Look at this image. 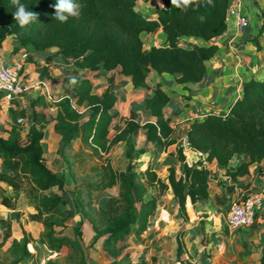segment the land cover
<instances>
[{
	"label": "trees",
	"instance_id": "obj_1",
	"mask_svg": "<svg viewBox=\"0 0 264 264\" xmlns=\"http://www.w3.org/2000/svg\"><path fill=\"white\" fill-rule=\"evenodd\" d=\"M20 2L26 10L38 13L37 21L21 28L13 17L17 6L11 0H0V46L14 36L19 45L13 49L14 53L26 47L36 53L56 48L65 64L93 73L115 71L138 89L148 86L152 71L174 76L180 85L202 82L208 75L206 63L218 50L211 42L227 31V12L232 0H192L189 5L179 7L171 0H160L152 18L144 17L137 10L138 0H80L84 6L81 16L69 18L66 23L53 19L55 0ZM158 30L165 34L166 43L147 50L143 34ZM189 38L194 39L192 46L184 45V40ZM48 70L45 68L42 77L52 78ZM73 79L75 84L71 83ZM69 84L73 95L57 103V112L51 121L35 109V102L32 103L33 123L27 127L25 141L16 123L26 117V111L9 109L13 124L7 138L0 136V183L11 187L16 195L12 199L3 197L1 204L11 210L21 209L19 193L25 191L23 199L35 203V213L28 215L29 220L43 225L39 244L45 247L46 254H58L70 248L77 255H83L84 260L81 226L86 217L91 218V213L83 212L85 206L80 199L82 221L75 226L74 237L65 234L64 222L55 221L56 218L62 221L72 218L75 212L65 209L69 205L65 196V174L54 173L45 162L46 125L52 123L60 137V154L72 149L78 140L80 150L89 147L96 155L110 154L115 145L125 143L127 160L146 153L145 149H136L135 132L143 129L146 141L157 145L162 152L177 143V130L165 116L171 96L160 83L156 84L154 94L141 102L143 112L149 113L155 121L141 124L137 113L131 111L125 127L113 137H110L112 125L120 115L113 79L101 95L94 93L87 76L69 77ZM14 104L17 106V101ZM83 107L87 108L86 116H83ZM186 141L191 153L206 155V161H216L220 169H227L235 156H247L249 163L241 164L234 172L227 171L233 178L243 176L250 163L264 160V79L246 81L241 96L227 112H208L202 119L194 120ZM177 152L180 161H186L183 148ZM103 168L105 174L94 182L81 184L79 189L92 198L95 193L118 188V197L111 200L107 208L100 206L95 213L99 218L91 219L96 233L94 242L104 238V249L115 259L113 264L130 263L129 255L118 259V244L128 235L141 236L146 232L166 192L174 193L180 210L187 216L188 205L204 204L210 198V176L202 160L192 165L183 163L180 176L176 168L171 167L165 180L150 166L138 172L130 171L127 165L116 167L108 161ZM54 188L61 194L42 195ZM5 193L6 189L0 187V194ZM98 223L105 225L104 231ZM0 225L3 226L1 247L12 237V225L6 217L0 218ZM57 227L62 229L57 230ZM29 243L27 238L21 244L14 242V249L20 247L22 255L11 264L34 260L36 255L31 253Z\"/></svg>",
	"mask_w": 264,
	"mask_h": 264
},
{
	"label": "crops",
	"instance_id": "obj_2",
	"mask_svg": "<svg viewBox=\"0 0 264 264\" xmlns=\"http://www.w3.org/2000/svg\"><path fill=\"white\" fill-rule=\"evenodd\" d=\"M243 2L244 13L249 17L250 25L244 32L238 33L233 20H228L225 34L211 42L218 47V50L214 57L207 61L208 75L202 82L187 86L180 85L174 76L159 75L152 71L149 75L148 86L134 89L127 77H119L116 73L117 78H125L126 87H130L128 89L123 86L117 89L114 87L118 96L116 105L118 111L121 112L119 105L122 101L124 104L128 103L129 118L131 111H135L141 124L154 122L155 119L149 113L143 112L141 102L146 97L153 95L156 84L160 83L161 88L171 96L170 103L164 110L165 116L170 125L176 128L178 135L182 138L181 141L183 140L181 142L177 138L175 145L160 152L154 144L146 141L144 130L140 129L143 131V145L137 146V149H145L146 153L133 160L131 170L143 171L150 166L161 179L165 180L169 175V169L175 167L178 176H180L183 163L192 165L197 162L190 158V154L186 161L182 162L177 152L181 147L185 153L189 150L186 134L194 120L202 119L208 112H227L230 105L241 96L246 81L252 78L264 79V0H243ZM186 40L194 41L193 38ZM15 47H19V45L16 38L11 36L0 46V56L5 58L9 55V59L6 60L8 64H12L23 60V55H28L23 69L26 70L25 74L29 75L26 83H30L29 87L33 88L19 97L17 106L11 107L18 111H26V117L23 120L24 125L28 127L33 123V101L38 94L45 95L44 87L36 88L39 83L43 82L46 85L56 102L49 108L54 118L57 112V103L63 98L73 95L69 77H89L91 71L65 64L61 56L57 55L59 50L56 48L36 53L26 47L20 48L17 53H14ZM45 68L49 69L52 78L42 77ZM112 72L103 74L110 76ZM89 79L94 86L96 95H101L109 86L108 82L103 79L100 81L96 78L89 77ZM135 96L140 97L138 100L136 99V102L134 101ZM0 102L7 108L3 101ZM35 109L39 112L36 106ZM5 128L7 131L2 137L7 138L10 129H8V125ZM59 140L60 137L55 133L53 124H47L43 140L45 162L54 173L65 174V177L71 178L70 189L73 192L74 175L64 170V161L59 153ZM73 145L74 148H80L81 142L75 141ZM191 154L200 155L203 167L209 176L211 175L209 200L204 204L188 205L187 216L180 210L174 193L166 192L159 202L155 216L149 221L146 232L141 236L128 235L125 237V240L128 239L129 244L138 250L132 255L133 263L264 264V160L250 163L243 176L233 178L227 174V171L234 172L241 164L249 163L247 156H235L227 169H220L216 161H206V155L197 152ZM1 168L2 160L0 159V170ZM4 184L0 183L3 189L11 188ZM257 191L262 193L263 199L256 224L249 229H228L226 224L220 220L225 210L224 207L229 203L231 206L234 202L243 199L249 192ZM52 192L61 194L57 188H54L43 192L42 195L50 196ZM7 194L12 195L13 192L7 190L6 196ZM111 200L113 199L108 196L106 191L98 193L94 197L96 207L105 206L107 208ZM71 207L76 209V205ZM21 209L11 210L0 204V212L6 210L23 216L25 211ZM30 213H35V206L24 215L26 220ZM72 221L76 226L81 223L82 219L79 217ZM29 223L39 224L37 222ZM81 231L90 264H110L112 260L104 249V238L94 242L96 233L92 223L84 220ZM66 235L74 237L71 233ZM37 238L34 236V239ZM30 251L36 255L30 264H43L47 255L38 241ZM47 260V264H52L50 263L51 259Z\"/></svg>",
	"mask_w": 264,
	"mask_h": 264
},
{
	"label": "rangeland",
	"instance_id": "obj_3",
	"mask_svg": "<svg viewBox=\"0 0 264 264\" xmlns=\"http://www.w3.org/2000/svg\"><path fill=\"white\" fill-rule=\"evenodd\" d=\"M159 4H160V0H148V1L147 0H138L137 10L144 17L152 18V17H155L153 14V11ZM143 39L145 42V48L147 50H149L151 47L162 46L166 43V36L161 30H158L157 32L152 33V34L144 33ZM184 45L192 46V43L190 41L184 40ZM57 55H59V52L57 53ZM5 59L8 60L9 55L6 56ZM25 73H26V70H24V69L20 73V76L22 78V83L25 85L31 86L30 83H26V79L28 78L29 75L25 74ZM89 77L91 79L96 78L98 81L103 79V80L107 81L108 84L110 83V79H113V86L116 89L120 86L125 87V89L130 88V87H126V83H125L126 79L125 78H122V79L117 78L116 72H112V74L110 76H107L103 73L90 72ZM40 87L41 86H37L36 88L39 89ZM32 88L33 87H31L29 90H31ZM26 92H28V91H26ZM139 98H140L139 96H135L134 101L136 102ZM33 102H35V106L39 109V112H42L46 115L47 121H51V119L53 118V115L51 114L49 108L52 107L53 105H55L56 102L50 101L44 94H38ZM119 106H120L119 108H120L121 112H119L120 113L119 117L114 121V123L112 125L110 137H113L122 128H124L126 121L129 119L128 103L124 104L121 101ZM82 112H83V116H86L88 114L87 108L83 107ZM141 121H142V119H141ZM12 124H13V120H12L11 116L9 115V108L8 107L5 108L3 104H0V136L5 135V132L7 131V130H5L6 125H8L9 126L8 129L11 130ZM16 125L18 126L19 132L22 135V140L25 141L26 134H27V126L24 125V123L18 124V122L16 123ZM10 130H8V131L10 132ZM142 137H143V131L142 130L135 132L134 139H135V143H136V149H137V146L141 147L143 145ZM177 138H179L180 141L182 139L178 135V133H177ZM155 148L157 150H159L158 149L159 147L157 145H155ZM186 154H187V157L190 154V158L194 159L195 161L201 160V157L199 154L193 155V154H191V152L189 150L187 151ZM60 156L64 161V165H65L64 170L70 172L71 175H74V183L72 184V187H74L73 192L70 189L71 178L70 177L65 178L66 179V186H67V193L65 194V196L67 197V200L69 201V205L65 206V209L74 210V212H75L74 217L75 218L72 217V218H69L65 221H62L61 219L56 218L55 221H57L58 223L64 222L65 228L63 230H64L65 234L71 233L72 236H74L75 235V233H74L75 226H74V222L72 221V219L75 220L79 217H80V219L82 218V216L79 214V209L81 208L79 206V203L81 202V200L85 206L83 209V212L89 211L91 213V218L86 217L85 220L89 221L91 223V219L96 220L97 218H99V216H97L95 213L99 209L100 206L96 207L95 201H94V197L96 195H98V193H95L92 198L89 197L87 194H82V192L79 189L81 187V184H83L85 182H94L99 177H101L103 174H105L106 170H104L103 167H104V165H106V163L108 161L113 162V164L116 167H118V166L119 167H121V166L125 167V165H127L128 169L130 171H133L130 169V167L132 166V162L134 159L133 160H127L125 158V143H119V144L115 145L113 147L111 153L107 154V155H104V154L96 155L92 152V150L89 147H83V149L80 150V148H78V147L74 148V145H73L72 149H67ZM4 185H6V184H4ZM7 190H8V192L9 191L13 192L12 188H9ZM7 190H6V192H7ZM78 192H81L79 194V196L77 195ZM25 193H26L25 191H21L19 193L20 200L18 201L20 204V207L22 208L21 210L25 211L23 213V216H20V215L18 216V214H13V213L8 212L6 210H3L2 212H0V218L6 217V218L10 219L11 225H12V237L6 242V244L4 246L0 247V264H11L13 261H15L16 259L21 257V255H22L21 249H20V247L17 248V250H16V248L14 249V247H13L14 242L21 244L23 239L27 238L30 240L28 247L31 250V248H33L34 244H36V241H38V243H39V238L44 232V228H43V225L41 223H39V224L29 223V222H31L29 220V217H28L29 221L25 219L24 215L26 213H28L30 210H32L33 207L35 206V203L32 200H24L23 199L22 196H24ZM106 193L108 194V196H110L111 199H115L118 197V188L114 187L113 189L106 191ZM151 193H153V192H151ZM14 195H16L14 192L12 195L7 194V196H6V193L0 194V204L2 202L3 197H9L12 199V196H14ZM75 205H76V209L71 207V206H75ZM224 209L225 210L223 211L222 217L220 220L226 224V217H227V213L230 209V203L227 204L224 207ZM98 226H99L101 231H104L105 225H103L102 223H98ZM226 226H227V224H226ZM60 229H62V228L57 227V230H60ZM2 230H3V226L0 225V238H2V236H3L1 234ZM34 236L35 237L37 236L38 238L34 239ZM127 240H125V238H124L118 244V249L120 250V256L118 257V259H121L125 255H129L128 260L130 263L125 262L124 264H134L132 261V255H133V253L138 252V250L136 248H133V246H131ZM85 244L86 243H84V237H82L81 245L83 246V250H84V260L82 257L83 255L79 256L73 251V249L64 248L58 254H53V255L46 254L47 258L42 263L47 264L48 263L47 259L49 258V259H51L50 263H52V264H90V259L87 255V248L85 247ZM39 245H41V244H39ZM43 249H44V251H46L45 247H43ZM108 255L110 256V259L112 260V262L110 264H113L115 259L109 253H108ZM30 263L31 262H27L24 264H30Z\"/></svg>",
	"mask_w": 264,
	"mask_h": 264
},
{
	"label": "built area",
	"instance_id": "obj_4",
	"mask_svg": "<svg viewBox=\"0 0 264 264\" xmlns=\"http://www.w3.org/2000/svg\"><path fill=\"white\" fill-rule=\"evenodd\" d=\"M227 20H233L238 33H242L248 28L250 19L244 13L243 0H232L228 8ZM27 58L28 55L25 54L23 60L8 64L7 60L0 56V101H3L8 108L14 107V101H17L21 95L30 89L28 85L22 83L20 76ZM38 85L44 87L45 96L50 101H54L46 85L43 82ZM23 123V118H19L18 124ZM262 199V193L257 191L249 192L243 199L234 202L227 213V227L230 230L253 227L262 206Z\"/></svg>",
	"mask_w": 264,
	"mask_h": 264
},
{
	"label": "clouds",
	"instance_id": "obj_5",
	"mask_svg": "<svg viewBox=\"0 0 264 264\" xmlns=\"http://www.w3.org/2000/svg\"><path fill=\"white\" fill-rule=\"evenodd\" d=\"M171 2L173 5L179 7L181 4L184 6L189 5L192 3V0H171ZM11 3L17 6L13 17L21 28H26L37 21L38 13L26 10L25 5L20 0H11ZM52 7L54 9L53 19L60 23H66L69 18L78 19L82 14L84 6L80 3V0H55ZM71 83L75 84V79Z\"/></svg>",
	"mask_w": 264,
	"mask_h": 264
}]
</instances>
